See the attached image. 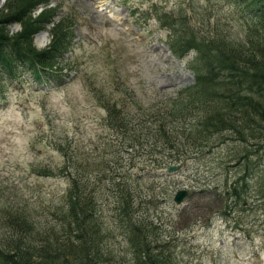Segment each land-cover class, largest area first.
<instances>
[{"label": "rangeland", "instance_id": "374dc122", "mask_svg": "<svg viewBox=\"0 0 264 264\" xmlns=\"http://www.w3.org/2000/svg\"><path fill=\"white\" fill-rule=\"evenodd\" d=\"M5 1L0 0V8ZM190 1L47 0V7H36L32 19H42L40 24L49 19L53 24L49 22L32 36L33 45L39 50L46 48L52 39L48 31L62 19L67 20L61 27L65 41L60 44L62 53L55 66L57 77L50 79L49 85L39 83L30 73L23 74L19 83L1 82L0 223L7 212L15 215L8 219L14 223L16 214L25 211L29 222H39L42 228H61L59 210L64 206L68 178L46 177L35 170L50 169L58 174L57 169L65 165L66 153L74 164H79L78 180L87 181L95 192L100 225L96 240L100 247L94 250V260L101 264H131L127 232L114 210L116 199L106 190L111 184V174L106 169L111 162L105 158L104 149L111 132L104 125L106 112L93 97L90 86L117 98L121 94L114 89L124 85L134 93L135 100L148 106L192 85L193 75L185 67L190 56L174 58L166 45L167 32L149 18L155 5L170 11L183 4L191 12ZM223 3L224 0H212L210 4L192 0L197 19H205L207 37H211L207 11L219 10L216 22L230 31L223 33L242 38L236 9H222ZM214 22L211 18L210 24ZM19 27L14 24L8 29L17 33ZM42 32H46L48 42L40 47L37 39ZM232 146L227 142L203 157L187 161L175 173L139 164L128 173L134 212L151 224L158 243L177 244L173 249L177 264H264L261 210H247L241 202L233 205L230 199L228 217L211 213L219 208L213 195L225 194L226 187L246 171L230 161ZM256 160L257 157L252 162ZM114 172L123 175L120 168H113ZM261 173L260 165L254 167L244 194H256ZM146 185H152L153 191L146 192ZM179 190H186L188 196L177 206L173 197ZM152 198L155 205L144 203ZM252 200L248 197L246 206ZM6 230L8 225L0 226V234Z\"/></svg>", "mask_w": 264, "mask_h": 264}, {"label": "trees", "instance_id": "16d2710c", "mask_svg": "<svg viewBox=\"0 0 264 264\" xmlns=\"http://www.w3.org/2000/svg\"><path fill=\"white\" fill-rule=\"evenodd\" d=\"M46 1L6 0L0 8V95L4 92L1 82L19 83L25 73L47 85L57 77L55 66L62 53L60 44L65 41L61 27L67 20H60L48 31L52 39L46 48L37 49L32 40L37 31L52 22L48 19L40 24L42 19L33 20L31 16L39 4L47 7ZM211 1L206 0L208 4ZM178 6L167 11L155 5L149 18L167 32L166 45L174 58L190 56L185 67L193 75L192 85L148 106L135 100L134 93L124 85L114 89L121 94L117 98L90 86L93 97L106 112L104 125L111 132L104 149L105 158L111 162V167L106 168L111 174L106 190L116 199L114 210L127 232L131 264H177L173 251L177 244L158 243L151 224L134 212L128 173L137 164L160 171L171 165L181 168L187 161L231 142L234 153L230 161L246 171L226 187L225 194L213 195L219 208L211 213L228 217L233 200V205L241 202L247 210H261L264 215V0H224L222 9L231 7L239 15L236 20L243 30L240 39L223 33L230 31L216 22L219 10L207 11L211 28V37H207L205 19H197L192 0L188 3L191 12L183 4ZM211 18L215 20L212 25ZM13 24L20 25L17 33L8 29ZM64 157L65 165L57 169L58 174L50 169L35 170L46 177L68 178L64 206L59 210L61 228H42L39 222H29L25 211H17L16 221L9 223L8 219L15 215L7 212L0 223L1 227L8 225V230L0 234V264H101L93 254L100 247L96 240L100 225L95 192L87 181L78 180L79 164H74L66 153ZM255 157L257 160L252 162ZM259 165L262 173L256 194H244L254 167ZM113 168L122 169L123 175L113 174ZM144 190L153 191V186L146 185ZM248 197L253 200L246 206ZM144 203L155 205L156 200Z\"/></svg>", "mask_w": 264, "mask_h": 264}, {"label": "water", "instance_id": "95a60500", "mask_svg": "<svg viewBox=\"0 0 264 264\" xmlns=\"http://www.w3.org/2000/svg\"><path fill=\"white\" fill-rule=\"evenodd\" d=\"M48 27V26H47ZM41 34L43 35H46V32H42ZM42 36V35H41ZM178 168L173 166V167H169L167 169V172L171 173V172H174L176 171ZM187 192L185 190H181V191H178L175 196H174V201L177 203V204H180L183 200V198L186 196Z\"/></svg>", "mask_w": 264, "mask_h": 264}, {"label": "bare ground", "instance_id": "6f19581e", "mask_svg": "<svg viewBox=\"0 0 264 264\" xmlns=\"http://www.w3.org/2000/svg\"><path fill=\"white\" fill-rule=\"evenodd\" d=\"M46 36L45 35H42V37H39L38 39H37V46H43V44L45 43V41H46Z\"/></svg>", "mask_w": 264, "mask_h": 264}]
</instances>
